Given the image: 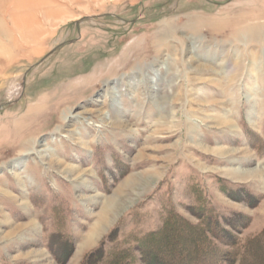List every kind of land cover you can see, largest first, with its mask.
I'll list each match as a JSON object with an SVG mask.
<instances>
[{"label":"rangeland","instance_id":"rangeland-1","mask_svg":"<svg viewBox=\"0 0 264 264\" xmlns=\"http://www.w3.org/2000/svg\"><path fill=\"white\" fill-rule=\"evenodd\" d=\"M170 228L264 264V0H0V264Z\"/></svg>","mask_w":264,"mask_h":264},{"label":"trees","instance_id":"trees-1","mask_svg":"<svg viewBox=\"0 0 264 264\" xmlns=\"http://www.w3.org/2000/svg\"><path fill=\"white\" fill-rule=\"evenodd\" d=\"M210 226H212V228H209L212 236L217 237V239L220 240L222 238L224 239V237L225 240H229L230 238L229 236L226 235L220 236V234H218L221 232L218 230L217 225L212 223L210 224ZM156 234L154 235L149 234L152 235L150 236L152 237V239L147 238L145 240L146 244L151 240L153 242L149 243L150 245L146 247L147 251L146 252L143 251V254H141L140 256L144 264H215V263L218 264L215 260L216 257H214L215 251L211 249V246L210 245L208 246L210 248L203 247L204 245L203 243L206 244L204 237L194 236L192 237L194 239L193 240L190 239L189 245H187V242L183 243V240L179 237L178 231L175 230V228L173 229L170 228L169 231L165 230ZM262 236L264 237V234ZM233 242H234L233 240L229 241V243H233ZM262 242L263 241L261 240L258 241V239H256L254 240V245L258 244L259 247L260 245H262ZM102 244L103 242H101L100 245L94 251L90 252L87 257H91L92 254H94L95 252L102 251ZM69 252L70 251H66L65 253L66 259L68 257ZM233 252L234 250H232V253L229 252L230 257L227 256V259L230 258L227 264H230V261L232 260ZM245 258L246 256L244 255L241 264L250 263V261L245 260Z\"/></svg>","mask_w":264,"mask_h":264}]
</instances>
